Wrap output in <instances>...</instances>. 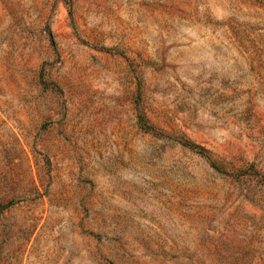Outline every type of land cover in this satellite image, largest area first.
<instances>
[{"label":"rangeland","instance_id":"374dc122","mask_svg":"<svg viewBox=\"0 0 264 264\" xmlns=\"http://www.w3.org/2000/svg\"><path fill=\"white\" fill-rule=\"evenodd\" d=\"M0 264H264V0H0Z\"/></svg>","mask_w":264,"mask_h":264}]
</instances>
